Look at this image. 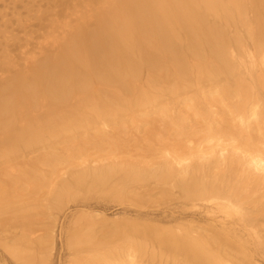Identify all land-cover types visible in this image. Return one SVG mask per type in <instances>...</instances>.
<instances>
[{"label":"bare ground","instance_id":"1","mask_svg":"<svg viewBox=\"0 0 264 264\" xmlns=\"http://www.w3.org/2000/svg\"><path fill=\"white\" fill-rule=\"evenodd\" d=\"M10 1L0 264H264V0Z\"/></svg>","mask_w":264,"mask_h":264},{"label":"rangeland","instance_id":"2","mask_svg":"<svg viewBox=\"0 0 264 264\" xmlns=\"http://www.w3.org/2000/svg\"><path fill=\"white\" fill-rule=\"evenodd\" d=\"M27 2H30V0L18 1V3L16 4L17 9L19 11H21L20 9L23 6H26ZM12 7H13V5H12V2L10 0H0V10L6 9V11H8L10 13V9ZM21 13H25L24 10L21 11ZM11 22L16 23L14 21H11ZM16 48H17V46H16ZM18 54H19V52H18ZM181 109L183 112L185 111L184 108H181ZM228 159H230V158H228ZM233 159H235V161H233L232 165L234 166L235 169H237L238 167L235 166V164H239L240 159L237 156H234ZM78 205H80V204H78ZM146 210L150 211L151 209H146ZM164 211H165L164 216H166L168 218H170L173 214L175 216L174 218H176V219L179 217H181V218L185 217L184 211L182 209H180L179 207H172L171 206L169 209H166ZM81 212H84V213L94 212L96 214L102 213V214H106L110 218H116V219L131 220V219L139 217L138 211L132 212V209H124V207H120V206L115 207L113 204H110L109 202L99 201V204H98L97 201H92L86 206H82V205L77 206V205L71 204L70 209L67 211V218L64 219V217L60 216L62 218V220H60V218L58 217V222L56 223V226H55L56 238H55V243H54V250L52 252L51 258L48 259L49 264H67L69 252L66 250V234L65 233L70 228L75 227V225H74L75 220L73 221L72 224H70V222L72 221L73 216L79 215V213H81ZM154 215H157V214H154ZM8 217H9V214H4V215L0 214V219H1L0 225L1 226L8 227L10 224L12 225V223L9 222ZM5 218H6V220L3 221V219H5ZM170 219H172V218H170ZM21 220L22 219H20V218L14 219L15 225L17 223H19ZM188 220L189 219H186V221H188ZM59 221H60V225L62 227V236L59 235V233L61 232V227L58 226ZM79 226H80V223H79V225L76 226V228H78ZM1 253L2 252L0 249V258H2ZM0 261H2V260L0 259Z\"/></svg>","mask_w":264,"mask_h":264}]
</instances>
